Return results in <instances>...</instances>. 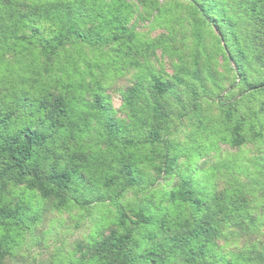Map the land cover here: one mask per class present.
<instances>
[{
    "label": "trees",
    "instance_id": "1",
    "mask_svg": "<svg viewBox=\"0 0 264 264\" xmlns=\"http://www.w3.org/2000/svg\"><path fill=\"white\" fill-rule=\"evenodd\" d=\"M159 1L0 0V264L50 214L88 231L49 264H264V0ZM140 50L173 74L135 76L115 117Z\"/></svg>",
    "mask_w": 264,
    "mask_h": 264
},
{
    "label": "rangeland",
    "instance_id": "2",
    "mask_svg": "<svg viewBox=\"0 0 264 264\" xmlns=\"http://www.w3.org/2000/svg\"><path fill=\"white\" fill-rule=\"evenodd\" d=\"M16 1L20 2V0ZM31 1L33 0H27V2H25V5H27L28 3L30 4ZM159 2L161 3L162 1L160 0ZM138 12H142L141 8L138 9ZM133 21L134 20H131V23ZM46 27V25H43V28ZM89 27L90 25H85V30ZM185 30H188L186 34H191V28L187 27V29ZM137 31L140 33L144 42L145 40H150L158 37L160 34H163L164 30L160 29L156 25H151V23L148 21H144L139 23ZM188 43H190V40H188ZM177 47L178 49H180V54L186 55V50H182L179 45H177ZM211 47L212 46L210 44V40L209 38H207L205 41V50L207 53H212ZM86 48L83 49V52L86 54L87 58L93 60L95 56L94 52H91L90 49ZM109 50V47L103 48V52H108ZM63 53L64 52L61 53V57L63 56ZM134 58L136 59V61H138V66H134L133 68L129 67L123 72V75L121 76H111L108 79V83H105L107 86L106 93L109 96L111 106L115 111V117H122V113L119 111L121 105L120 92L133 83L135 76H140L146 71H161L164 74L170 76L173 74L172 64L176 61V58H169L167 55L162 56L160 54V50H155L154 52H152L151 50H149L148 52L140 50L139 53H134ZM118 63L125 67L128 62L125 65H123V63L121 62ZM79 65L80 66L78 67H80L81 71H83V65ZM221 65V58L216 57L214 63L212 64L213 69L218 73H223L224 71ZM110 68L113 69L112 67ZM96 72L97 74L100 73L97 69ZM221 149L223 150L222 156H228V158H232V160L236 163L242 161L248 162V160H250L252 155L255 153V151L253 150L254 148L251 147V145L244 147L239 151H232L227 147H221ZM50 216L52 217V219L48 223L50 227H41V229L43 230H48L45 238L41 237L40 239L41 246H36L30 250H27L28 248L23 245L24 247H22L23 249L20 254L13 258L11 262H9V264H49L51 259L53 257H56L58 251L66 253L67 250L71 249L72 243L79 240L88 231V228L82 225L83 221H81L79 218H74L75 215L70 219L66 214H50Z\"/></svg>",
    "mask_w": 264,
    "mask_h": 264
}]
</instances>
